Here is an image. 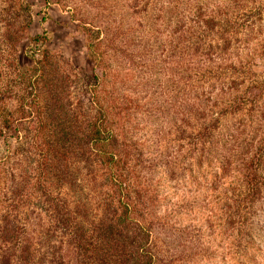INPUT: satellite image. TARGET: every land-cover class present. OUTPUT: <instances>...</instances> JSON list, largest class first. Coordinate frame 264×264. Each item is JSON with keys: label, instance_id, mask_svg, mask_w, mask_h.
I'll return each instance as SVG.
<instances>
[{"label": "trees", "instance_id": "16d2710c", "mask_svg": "<svg viewBox=\"0 0 264 264\" xmlns=\"http://www.w3.org/2000/svg\"><path fill=\"white\" fill-rule=\"evenodd\" d=\"M56 1L80 13L75 0ZM95 3L110 19L82 22L88 60L101 63L100 40L123 29L139 69L160 71L172 86L180 117L173 131L190 162L215 166L213 183L233 178L224 204L230 224L234 210L264 209V0ZM11 8L0 0V264H159L139 214L152 201L139 180L145 155L125 127L133 102L111 89L93 115L65 108L44 37L29 38L31 63H15ZM32 196L43 217L22 228L19 206Z\"/></svg>", "mask_w": 264, "mask_h": 264}, {"label": "rangeland", "instance_id": "374dc122", "mask_svg": "<svg viewBox=\"0 0 264 264\" xmlns=\"http://www.w3.org/2000/svg\"><path fill=\"white\" fill-rule=\"evenodd\" d=\"M9 1L13 5L10 10L17 13L12 25V36L19 40L13 52L15 63H31L26 54L31 48L29 38L44 37V47L57 63L51 82L56 84L64 107L81 105L84 114L93 115L94 103L103 101L111 89L118 98L125 94L133 102L126 109L130 115L125 127L145 155L139 180L152 201L139 214L152 227L158 263L264 264V209L258 202L242 215L237 216L234 210L230 224L224 204L225 190H230L233 178L213 183L210 173L215 166L200 167L190 162L184 140L178 141L179 134L173 131L180 117L173 115L176 104L171 105L169 98L172 86L160 71L150 76L139 69L136 49L124 48L128 42L123 29L114 35L115 40H100L96 53L101 63L88 60L82 22L93 19L94 25L103 27L110 19L106 12H98L96 0H75L78 14L70 13L56 0ZM82 13L85 18L78 21ZM93 31L92 41L99 37ZM111 47L116 48V56ZM92 74L94 77L87 79ZM238 190L233 188L235 193ZM36 203L32 196L27 205L19 206L22 228L31 220L38 227L43 213Z\"/></svg>", "mask_w": 264, "mask_h": 264}]
</instances>
